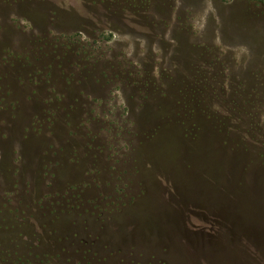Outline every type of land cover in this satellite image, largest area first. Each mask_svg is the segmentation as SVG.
<instances>
[{"label":"rangeland","instance_id":"374dc122","mask_svg":"<svg viewBox=\"0 0 264 264\" xmlns=\"http://www.w3.org/2000/svg\"><path fill=\"white\" fill-rule=\"evenodd\" d=\"M0 264H264V0H0Z\"/></svg>","mask_w":264,"mask_h":264}]
</instances>
